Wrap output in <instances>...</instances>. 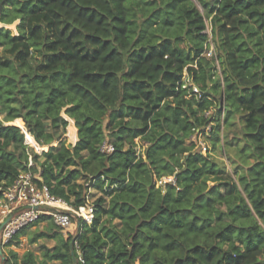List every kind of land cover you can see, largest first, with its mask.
I'll return each mask as SVG.
<instances>
[{
	"label": "trees",
	"instance_id": "16d2710c",
	"mask_svg": "<svg viewBox=\"0 0 264 264\" xmlns=\"http://www.w3.org/2000/svg\"><path fill=\"white\" fill-rule=\"evenodd\" d=\"M17 20L0 27V197L25 170L74 207L95 190L90 224L41 234L58 240L41 264H76L73 238L77 264H264V0H0V22ZM238 111L256 145L231 171L191 138L219 139ZM17 119L57 144L37 152Z\"/></svg>",
	"mask_w": 264,
	"mask_h": 264
},
{
	"label": "built area",
	"instance_id": "2783aa9c",
	"mask_svg": "<svg viewBox=\"0 0 264 264\" xmlns=\"http://www.w3.org/2000/svg\"><path fill=\"white\" fill-rule=\"evenodd\" d=\"M211 42V41H210ZM207 52L210 57L214 55V46H209ZM206 52V55H207ZM192 85L188 82V86ZM187 85H185L186 87ZM195 91H199L197 86H193ZM22 120V119H21ZM23 125L17 124L26 136V143L33 147L37 152L42 153L47 148L39 150L37 145H41L35 137L26 128L25 122ZM211 132V125L203 129L195 128L192 139L196 142V146L203 153L209 152V147L206 144L208 136ZM30 134L33 140L29 138ZM103 151L112 152L114 146L108 140L104 141L101 146ZM33 164L32 155L29 157V165ZM41 177L38 173L31 170L21 171L16 181L2 191L0 197V243L6 244L24 227L36 223L42 216H49L54 224L64 233L70 235V231L75 227L78 231V221L91 223L94 218V205L90 190L87 193V204L74 207L63 198L57 197L50 192L49 187L40 183ZM161 181H170L175 183V177H163ZM74 232V234H76Z\"/></svg>",
	"mask_w": 264,
	"mask_h": 264
},
{
	"label": "rangeland",
	"instance_id": "374dc122",
	"mask_svg": "<svg viewBox=\"0 0 264 264\" xmlns=\"http://www.w3.org/2000/svg\"><path fill=\"white\" fill-rule=\"evenodd\" d=\"M203 11V9H201ZM204 12V11H203ZM18 23V20L14 22L13 24H4L0 22V26H6L7 28H10L14 33L17 32L16 25ZM206 23H207V32L209 33L210 37L212 35V26L210 22V18L206 16ZM211 48L214 46V52H216L215 44L213 41L210 42ZM209 48V47H208ZM207 56L210 57L209 52H207ZM217 73L216 78L219 76H222V70L221 65H217ZM217 101H219V96H217ZM221 106L224 105V101L220 99ZM205 115L212 117H217L216 109L211 108L206 111ZM243 112L238 111L236 112L229 121H225V113H222L220 116L219 124L220 128L218 130L219 139H217L215 136L210 134V136H213L214 139H210L209 137L206 142V144L209 147V155L212 157L213 160L217 161L220 165H226L229 170H233L235 168V165H240L243 168L246 169L247 166L252 163V160L245 157L244 153L242 152L243 148L246 147L247 144L252 145L253 147L256 145L255 142L252 143V141L249 143L248 139L245 138L244 133V127L245 123L242 120ZM4 116L2 115L1 118ZM13 124H16V120L11 122ZM214 123H218L217 121ZM212 123V125H214ZM78 131V128H77ZM67 138V143H74L75 139L71 137V135L68 132L65 134ZM207 137V136H206ZM192 139V138H191ZM57 143V141L52 142V144ZM140 148H143L142 141H139ZM251 147V146H250ZM252 148V147H251ZM233 173V172H232ZM234 176L237 177V175L234 173ZM169 177V176H167ZM92 189V188H91ZM92 193L95 192L94 189L91 191ZM92 195V194H91ZM53 222L51 220H44L40 222H36L35 224L29 226L25 233L20 234L18 238H15V241H19L18 243H13L9 247H3L2 251L4 255L11 256L10 252L15 251L20 256H22L27 251H33L36 260L38 264H41V261L45 259L44 256V250L45 248L43 246H46L47 248H53L57 243V239L49 238L42 236L44 232L51 233L54 230H60L55 228L51 231L50 226ZM62 232V231H61ZM70 235H73L74 232H76L75 227L70 231ZM40 234V235H39ZM65 237V235L63 233ZM2 264V262H0ZM50 264H53L52 262Z\"/></svg>",
	"mask_w": 264,
	"mask_h": 264
},
{
	"label": "water",
	"instance_id": "95a60500",
	"mask_svg": "<svg viewBox=\"0 0 264 264\" xmlns=\"http://www.w3.org/2000/svg\"><path fill=\"white\" fill-rule=\"evenodd\" d=\"M77 225H78V230H79L80 226H81V221H78ZM74 243H75V238H73L71 240L70 247H71V252H72L74 262L77 264L78 260H77V256H76L75 249H74ZM0 255L2 256V260H4L5 256H4L3 251H2V244L1 243H0Z\"/></svg>",
	"mask_w": 264,
	"mask_h": 264
},
{
	"label": "bare ground",
	"instance_id": "6f19581e",
	"mask_svg": "<svg viewBox=\"0 0 264 264\" xmlns=\"http://www.w3.org/2000/svg\"><path fill=\"white\" fill-rule=\"evenodd\" d=\"M16 122H17V124L23 125L21 119H17ZM28 135H29V138H31L33 140V137L30 134H28ZM47 146L48 145H37V147H38L39 150H42L44 148H47Z\"/></svg>",
	"mask_w": 264,
	"mask_h": 264
},
{
	"label": "crops",
	"instance_id": "0c3cea01",
	"mask_svg": "<svg viewBox=\"0 0 264 264\" xmlns=\"http://www.w3.org/2000/svg\"><path fill=\"white\" fill-rule=\"evenodd\" d=\"M1 27V26H0ZM76 129H77V127H75ZM69 130V129H68ZM77 136H78V131H77V133H76V139H77Z\"/></svg>",
	"mask_w": 264,
	"mask_h": 264
}]
</instances>
